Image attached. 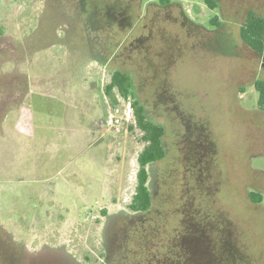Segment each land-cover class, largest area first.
I'll list each match as a JSON object with an SVG mask.
<instances>
[{"label":"rangeland","instance_id":"rangeland-1","mask_svg":"<svg viewBox=\"0 0 264 264\" xmlns=\"http://www.w3.org/2000/svg\"><path fill=\"white\" fill-rule=\"evenodd\" d=\"M214 2L138 0L126 36L100 51L78 0H0V227L47 255L99 258L100 209L128 204L143 147L128 123L105 126L108 106L123 111L104 89L119 68L164 125L166 154L150 167L152 210L118 222L110 247L128 232L132 245L151 237L197 262L212 238L238 256L229 251L226 264H264V116L253 87L264 49L239 38L249 11L264 17V0Z\"/></svg>","mask_w":264,"mask_h":264},{"label":"trees","instance_id":"trees-1","mask_svg":"<svg viewBox=\"0 0 264 264\" xmlns=\"http://www.w3.org/2000/svg\"><path fill=\"white\" fill-rule=\"evenodd\" d=\"M78 1L80 3L78 12L84 14L83 29L88 36H91L89 34L91 30L92 39L97 43V49L100 50L99 47H104L105 45L109 48L118 46L120 41L126 36L127 30H129L128 27H130L132 23L130 8H132L138 0ZM160 1L165 3L169 0ZM205 1L210 8L216 7L214 0ZM110 14L111 17L109 19L107 15ZM107 18L110 21H107ZM106 21L107 24L111 22V26L116 24V29L113 28V30L112 27L108 25L104 26L103 24ZM86 22L91 25L89 29L86 27ZM211 22L216 25L220 24L216 17H213ZM239 38L241 42L251 50L262 53L264 49V17L253 11H249L245 20L239 26ZM99 54H101V52H99ZM114 54L117 55V52L115 51ZM100 61L104 62L103 59H100ZM253 87L257 91L258 109L264 116V80L260 78L256 79L253 83ZM104 89L108 95L113 94L116 99H118V97L131 99L134 122L130 123L128 128L130 131L138 130L140 132V139L143 142V147L136 158V185L127 207L133 217L140 215L144 217L153 207V193L149 180L150 167L162 160L166 154L163 139L165 136V127L162 123L149 117L145 105L134 90V80L130 72L119 68L113 69L109 73V80L106 82ZM249 197L253 203H259L261 201V195L259 193L250 192ZM105 212L103 208L101 214ZM143 225H145L144 222L142 224H137V226H132L129 232H134V229L139 230L141 228V232L143 233ZM145 229L146 231L148 230L146 227ZM126 233L125 240L121 242V247H119L121 248V252L123 251L122 254H120L119 250L116 251L114 257L109 260L110 264H226L229 251H232L228 246H226L223 251L222 243H215V240L211 238L210 242H212L209 247L213 245V249L207 252V254L203 252V258L195 262L192 256L184 253V249H180V247H178L177 250L175 249L173 253L170 252V254L165 255L166 253H164V251L166 248L163 243H159L157 240L152 241L151 237L150 239H142L148 241V244H143L142 246L140 240L143 238V235H140L141 238L138 237L139 241L137 244L134 242L132 245L130 233ZM25 241L20 238H13L4 228L0 227V258L2 259V262L0 260V264H109L106 262L105 253L101 245L100 256L99 258L96 256L94 260L90 252H83L81 259L69 253L66 249L61 248H52L49 255H47L44 253V246L36 249H29ZM132 251L137 252L135 260L131 258L130 254H132ZM233 254L235 258H238L236 253L233 252Z\"/></svg>","mask_w":264,"mask_h":264},{"label":"flooded vegetation","instance_id":"flooded-vegetation-1","mask_svg":"<svg viewBox=\"0 0 264 264\" xmlns=\"http://www.w3.org/2000/svg\"><path fill=\"white\" fill-rule=\"evenodd\" d=\"M144 38H145V36H144ZM144 40V39H143ZM147 58V57H146ZM98 61V60H97ZM146 62H149V60H148V58L146 59ZM105 63V62H104ZM134 90H135V92H136V89H135V86H134ZM103 209V208H102ZM102 209H100V213H101V210ZM105 209V208H104ZM106 212L104 213V214H102L98 219V221H100L101 219L103 220V224H102V226H101V242H100V245L102 246V248H103V251H104V253H105V257H106V262L107 263H109L110 264V261L109 260H111L113 257H114V255H115V252H116V250L118 249V247H117V249H116V247H113V248H111L110 247V242H111V239H112V237L114 236V234H116V231H114V229H113V231L111 232V230H112V228L114 227V226H116V224L118 223V222H120V221H125V222H127L128 221V219H130V218H132L133 216H132V213L129 211V209H128V207H127V204H126V206L125 207H118L116 210H114L113 212H112V214L108 211V210H105ZM102 217V218H101ZM2 228H4L3 226H1ZM99 231V230H98ZM95 235H98V233L97 234H95ZM98 237V236H97ZM21 240H23V241H27V238H20ZM60 239L61 240H63L64 241V238H62L61 236H59V238H58V240L60 241ZM29 243V242H28ZM47 243H49V242H43V245L44 244H47ZM29 244H32L33 245V243L32 242H30ZM120 245V244H119ZM115 246H117V245H115Z\"/></svg>","mask_w":264,"mask_h":264},{"label":"built area","instance_id":"built-area-1","mask_svg":"<svg viewBox=\"0 0 264 264\" xmlns=\"http://www.w3.org/2000/svg\"><path fill=\"white\" fill-rule=\"evenodd\" d=\"M119 99H123L122 100V104H123L122 113H119V107H116L115 109H113V107L108 106L107 115L105 118V126L115 131H120L124 123L130 124L134 122L131 99L130 98L124 99V98L118 97V100Z\"/></svg>","mask_w":264,"mask_h":264}]
</instances>
